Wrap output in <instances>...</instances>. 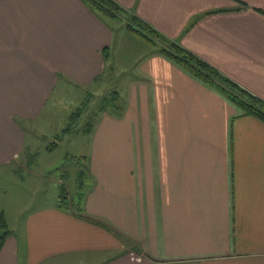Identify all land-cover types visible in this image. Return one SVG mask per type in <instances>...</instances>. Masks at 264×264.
<instances>
[{
    "label": "crops",
    "instance_id": "crops-1",
    "mask_svg": "<svg viewBox=\"0 0 264 264\" xmlns=\"http://www.w3.org/2000/svg\"><path fill=\"white\" fill-rule=\"evenodd\" d=\"M114 1L264 100V0ZM109 21L84 0H0V264H264V121L159 48L112 54ZM109 71L121 111L82 133L80 204L12 196L61 78Z\"/></svg>",
    "mask_w": 264,
    "mask_h": 264
},
{
    "label": "rangeland",
    "instance_id": "rangeland-1",
    "mask_svg": "<svg viewBox=\"0 0 264 264\" xmlns=\"http://www.w3.org/2000/svg\"><path fill=\"white\" fill-rule=\"evenodd\" d=\"M126 17L127 15L119 13L114 18H106L110 20L109 22L114 26V33L119 37V39L116 38L117 43L114 40L111 44L112 54L117 51L122 54L129 52H134L137 55L142 54L146 49H150L151 44L149 45L145 41L146 39L138 35L134 29L131 30L125 26ZM161 45L162 43L156 40L153 47L159 48ZM105 74L109 79L111 71ZM67 79L69 80V78ZM67 79L65 76L61 78L58 88L52 95V101L45 108L40 122L33 125L36 139L35 142L33 141L35 145L32 144L31 147H35V153L31 151L29 156L33 162L29 166L25 164L26 168L18 172L24 184L12 189V196L19 193L20 198L22 196L32 205L42 202L50 203L58 198L60 188L59 186L54 187L52 181H48V177L51 178L50 174L54 177L58 176L62 181L68 201L73 203L78 200L79 190L76 186L80 183L82 175L80 170L83 166L79 164V159H69L68 156L79 158L75 154L86 150L88 138L82 133L89 131V126L98 113L99 100L111 90L112 85L110 81L103 79L97 85L75 86V83L67 82ZM33 133L30 134L29 139L34 137ZM58 137L60 140L57 139ZM48 148L53 150L49 151ZM27 168L38 173L40 177L31 179L33 175L27 174ZM41 175L44 176L41 177ZM86 259H89L90 261L87 262L91 263L98 260L89 256H71L65 259V264H76L78 261ZM99 259H101L100 256Z\"/></svg>",
    "mask_w": 264,
    "mask_h": 264
},
{
    "label": "trees",
    "instance_id": "trees-1",
    "mask_svg": "<svg viewBox=\"0 0 264 264\" xmlns=\"http://www.w3.org/2000/svg\"><path fill=\"white\" fill-rule=\"evenodd\" d=\"M86 4L93 9L100 16L105 18H114L117 14L122 13L127 15L126 27L131 29L143 38L151 46L155 45V41L159 40L162 45L159 47L161 52L165 53L176 64L181 66L187 72L197 77L204 83L214 87L216 90L223 93L236 107H238L244 114L255 116L264 121V100L254 95L250 91L241 87L229 77L223 75L216 68L200 59L194 53L185 49L181 45L167 40L156 30L148 26L133 14L127 12L123 7L117 4L114 0H84ZM129 14V15H128ZM106 58L109 57L110 48L106 47ZM105 75H100L94 82L105 79ZM108 79V78H107ZM111 79V78H110ZM98 103V113L109 111L118 114L121 111V99L119 93L112 89L106 95H103ZM91 126V124H90ZM57 139L60 140L58 137ZM53 150L52 148H48ZM69 159H80L82 157L68 156ZM65 187L62 186L59 193L58 205L62 208L68 209L71 201L67 200ZM80 204V200L77 201ZM11 230L7 223L6 218L0 215V251L4 244L5 239L10 234Z\"/></svg>",
    "mask_w": 264,
    "mask_h": 264
}]
</instances>
